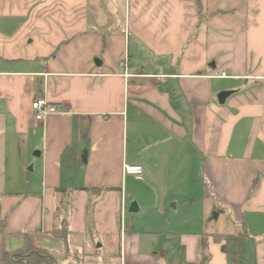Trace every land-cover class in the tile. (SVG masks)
I'll return each instance as SVG.
<instances>
[{"label": "crops", "instance_id": "obj_1", "mask_svg": "<svg viewBox=\"0 0 264 264\" xmlns=\"http://www.w3.org/2000/svg\"><path fill=\"white\" fill-rule=\"evenodd\" d=\"M0 217V264H264V0H0Z\"/></svg>", "mask_w": 264, "mask_h": 264}, {"label": "trees", "instance_id": "obj_2", "mask_svg": "<svg viewBox=\"0 0 264 264\" xmlns=\"http://www.w3.org/2000/svg\"><path fill=\"white\" fill-rule=\"evenodd\" d=\"M199 2V0H197ZM1 219V217H0ZM56 236L63 237L65 235L64 229H57L54 232ZM215 238L221 242H226L222 245V250L226 252L230 257V252L227 249L228 241L233 242V248L237 247L241 250V256L239 258H232L237 264H255V261L245 262L242 258V254L245 253L246 249L251 245V238L245 228H241L238 234L222 235L216 234ZM3 264H57L56 259L48 252L37 249L32 245H28L7 256Z\"/></svg>", "mask_w": 264, "mask_h": 264}, {"label": "built area", "instance_id": "obj_3", "mask_svg": "<svg viewBox=\"0 0 264 264\" xmlns=\"http://www.w3.org/2000/svg\"><path fill=\"white\" fill-rule=\"evenodd\" d=\"M214 77H226L225 72H214ZM32 109L34 112V119L36 121H43L49 115L55 114L58 112V108L52 104L47 98L39 97L35 99L32 103ZM144 168L140 164H125L124 173L127 175H132L137 179L143 178Z\"/></svg>", "mask_w": 264, "mask_h": 264}, {"label": "rangeland", "instance_id": "obj_4", "mask_svg": "<svg viewBox=\"0 0 264 264\" xmlns=\"http://www.w3.org/2000/svg\"><path fill=\"white\" fill-rule=\"evenodd\" d=\"M132 180L133 181H129V184H128V192H127V194L125 196L126 203H127V211H126V213L124 215L125 216L124 217V220H125V223L126 224L131 223L133 220L136 221V222H139L141 220V218H144L145 217V214H146L145 211H142V212H140L138 214H135V215H133V214H131V213L128 212V209H129L130 204L132 202H134V200L137 197L132 192V189L133 188H136V190H135V192H136L137 190L141 189V187H142V189H143L142 196L145 197V198L148 197V194H145L144 193V189H146V186H147L148 181L147 180H144V181H140V180L138 181L137 180L136 181L134 179H132ZM227 249L230 252V255H231L232 258H239L241 256V250H239V248H237V247H234L233 248V242H229L228 241ZM104 261H105V263H108V261H109V263L112 262V260H108V259H104Z\"/></svg>", "mask_w": 264, "mask_h": 264}, {"label": "water", "instance_id": "obj_5", "mask_svg": "<svg viewBox=\"0 0 264 264\" xmlns=\"http://www.w3.org/2000/svg\"><path fill=\"white\" fill-rule=\"evenodd\" d=\"M232 94V91H222L220 92V94L218 95L219 101L221 103H224L226 98ZM131 212H136L137 211V206L136 204H132L131 208H130Z\"/></svg>", "mask_w": 264, "mask_h": 264}]
</instances>
